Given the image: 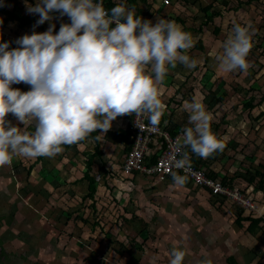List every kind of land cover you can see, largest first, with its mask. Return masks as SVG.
I'll use <instances>...</instances> for the list:
<instances>
[{
	"label": "clouds",
	"instance_id": "9594fccd",
	"mask_svg": "<svg viewBox=\"0 0 264 264\" xmlns=\"http://www.w3.org/2000/svg\"><path fill=\"white\" fill-rule=\"evenodd\" d=\"M162 1L165 7L173 5L172 0L169 4ZM224 1L221 7L227 10L230 2L224 4ZM247 1L252 4L259 0ZM106 10L103 0H39L35 6L27 8L29 13L39 16L37 25L50 21L53 12L67 16L71 22L62 24L58 32L55 25H51L43 33L25 34L16 41L19 47L11 50L8 42H0V167L11 165L18 157L53 159L64 151L62 145H77L93 132H99L95 139L101 140L120 116L132 115L136 120L147 118L152 127L162 124L163 81L169 69L178 64L188 69L197 66V61L188 55L189 50H197L194 38L174 21L158 17L153 24L137 17L129 3ZM223 10H220L221 15ZM218 18L223 20L222 16ZM235 18L236 24L228 23L232 34L223 40V51L214 57L223 73L247 72L251 67L248 56L253 47L254 30L251 25L237 24V14ZM181 19L185 22V18ZM20 83L29 85L31 90L23 92L11 87ZM185 109L191 126L182 130V145L176 149L180 158L173 157L172 166L185 173L172 172L176 186L186 184L191 168V155L183 149H190L191 153L206 159L225 148L211 129L209 105L206 110V106L193 97L191 102L185 103ZM9 114L23 125L33 124L35 132H21L7 118ZM125 157L121 163L124 177L143 174L125 175L122 170ZM197 166L207 174L204 165ZM192 185L216 199L208 189ZM249 187L250 194L249 191L243 193L257 204L256 210L231 200L227 204L235 214L239 206L244 216L263 218L257 235L249 233L255 244L244 245L248 253L254 254L247 264H256L264 257V206L257 199L264 186L257 191L255 184ZM225 206L218 210L224 220L229 221ZM170 256V264H183L186 253L174 247ZM259 256L261 259L254 262ZM209 257L207 255L201 264H216Z\"/></svg>",
	"mask_w": 264,
	"mask_h": 264
},
{
	"label": "rangeland",
	"instance_id": "374dc122",
	"mask_svg": "<svg viewBox=\"0 0 264 264\" xmlns=\"http://www.w3.org/2000/svg\"><path fill=\"white\" fill-rule=\"evenodd\" d=\"M31 1L34 2L32 4L33 6L39 2V0H17V2H15L16 4L11 2L12 5H10V8L12 9L14 6H17V11L29 13L27 8ZM153 1L159 4L162 3V0H149L151 5L154 4ZM221 1L222 0H187L186 4L178 5V0H172L173 7H169L168 10L162 11L160 15L163 17L178 16L185 18L187 25L189 27H195L196 29L205 20V15L201 7L212 3V12L220 11L223 10ZM239 1L246 2L247 0H230L228 9L222 11L221 16L223 20L218 18L215 19V21L217 23L222 21L221 23H225V25L228 23L236 24V13L233 11V8L239 4ZM1 2L2 0H0V5ZM139 2L141 3V1ZM247 11V14L244 13V19L250 24L264 26V0L253 1L251 6L247 7ZM0 15H2V13H0ZM51 16L52 19L46 21L42 26L40 25L36 28L34 24L28 27L26 26L25 31L27 35H31L34 32L43 33L47 31L51 25H55V32H58L60 26L65 24L66 20L57 12L51 13ZM35 19H39L37 14H35ZM173 20L176 21L171 18V21ZM34 22H36V20ZM11 26V24H8L5 28L0 27V37H2L0 42H8L10 45L9 50L19 47L16 43L18 39L17 34H19V32L15 29L17 27L11 28ZM206 27L208 29L204 37L210 40L214 25L210 24ZM197 31L198 35H200L199 30ZM260 32H264V27L261 28ZM226 34L225 31L219 33L217 41L220 37L224 40ZM221 45L223 46L222 42ZM188 55L192 59L195 56L202 55L204 57V53L196 52V50H189ZM258 66L259 63L256 64V67ZM222 77L226 79L228 85H236L238 89H236V91L229 90L226 84L225 86L223 85L224 79ZM215 78V82L218 84L215 96L211 101V106L219 101V97L222 96L225 91L226 95L222 96V100H224L222 103H225L228 98L234 100L235 97L244 103L251 95L255 94L256 96H261L264 93V68L255 74L252 70H248L247 72H243V75L240 77L231 73L225 76L215 75ZM191 81H193L194 87L199 81L202 86L203 83L204 86L206 85L204 80H199L198 75L194 78L191 77ZM11 87L23 92L30 91L28 90L29 85L24 83L13 84ZM224 88L226 90H224ZM249 88L253 90H249ZM199 92H202L200 88ZM185 93L187 94V92ZM198 100L201 101V99ZM221 109L220 112H222L223 109H226L225 112L228 111V108ZM215 111L217 112V108ZM237 111L240 114V110ZM7 118L11 120L13 126L18 127L21 132H24L23 129L26 125L23 127V124L19 123L11 114H9ZM244 124L243 121V125ZM250 125L253 129L247 127L244 130L251 132V139H246L247 135L245 133L243 141H245V143L247 141H254L255 137L259 134L263 142L260 145H256L257 147L253 145L250 154L244 156L243 163H241V167L243 168H247L252 162L260 163V161H264L261 155L258 156L261 151H264V133L261 131L264 129V114L256 120V123L254 122ZM240 126L242 125L240 124ZM254 128L257 129V132ZM34 130L35 126L31 124L25 131L33 133ZM236 142L240 143L241 140H236ZM253 152L256 153L255 156ZM47 159V157L31 159L18 157L13 159L11 165L0 167V217L4 220V222L0 223V240L5 247L4 249L10 252L9 257L3 259L4 264H103V262L104 264H124V262L127 261L126 259H119L117 261L111 259L115 250H125V247L120 244L122 242L118 239L122 238L125 240L126 234L136 237L137 231H140L144 226L150 231L153 248H157L158 251H165V254L162 257L158 256L157 258L148 259V261L141 264H170V253L174 247L185 251L186 256L183 264H201L203 259L200 261L201 257L198 256V253L204 254V259L207 255L208 257L210 256L209 258H212V262H216V264H225V258L232 254H235L237 260L241 264H247L254 257L252 252L248 253L244 248V245L249 247V244L253 243L250 234L243 231V237H241L239 232L233 230L230 221H225L220 211H218V206H213L214 198L209 197L212 202H210V205L201 202L199 206H195V203L191 204L190 202L186 203L182 200L178 201L176 206L184 207L183 212L187 214V218L185 219L179 217L180 227L178 230L183 234L179 235V233V236L177 235L175 239L167 237V240H170L167 242L166 239L161 236L159 228L154 226V221L151 220V217H154L156 214L152 212L148 215H145L144 212H142V215L138 214V205L130 201L128 199L129 196L126 197L125 195V193H130L128 190H123L121 188L123 191L120 190L117 197H122V200L116 202V204L114 203V198H111V196H116L118 188H115L113 192L111 191L109 195L108 192L104 193V191H102L103 196L97 194V200L101 196L100 201H103L101 204L105 208L100 210L101 205L97 204L98 208L96 210L94 208L96 203H93V201L88 198L84 199V196H82L85 194L83 193L85 187H79L78 183L76 185H71V183L66 180L71 177V172L65 169L63 173H59L57 170L50 169L47 165L55 167V164H58L56 161L57 159H51L55 164H50L51 162L49 160L46 161ZM30 167L32 168L29 172L28 169ZM244 172L245 171H243V173ZM56 176L57 180L54 181L53 177ZM95 177L98 180L100 179L96 174ZM58 180L64 181V183L61 184L63 187H61V185L55 186ZM118 180L120 179H115V182L119 183ZM121 180L125 183L128 182L126 179ZM47 182L52 185L51 188L44 185ZM189 186L192 187V183H189ZM134 190L135 188L133 191ZM137 191L138 192H135V199L141 201L139 202L141 204L139 208L146 209L144 198L146 193L138 189ZM157 193L159 194V192ZM76 195H78V197ZM171 197L172 196L168 199L171 200L172 205L173 202L175 203V200ZM71 199L75 204L70 202ZM54 200H56L58 204H55L53 202ZM160 204L166 208L165 203L161 202ZM224 205H226L227 212L232 211L229 204L224 203ZM168 206H170V204ZM238 208L237 206L235 211H237ZM63 209H67L70 215L63 213ZM149 209L152 211V207H149ZM153 209H155V207ZM146 211L148 212V210ZM133 214L136 216L131 218ZM125 216L131 218L132 227L124 224L122 217ZM228 216L230 217V215ZM115 220H118L120 225L115 224ZM182 224L185 226L183 227ZM63 229H71V233H69L71 237L67 238H71L70 241L72 242H60L62 238L59 237L58 234L59 231ZM106 231L110 233V235H104ZM147 233V231L144 232L145 235ZM110 238L114 242H112ZM75 243H77V246H74ZM254 244L255 243H253V245ZM71 245H73L75 249L71 247ZM134 250H137V248H134ZM232 250L235 252H232ZM150 255V257H152L154 253L152 252ZM71 257H75L78 261L70 263ZM260 259L261 256L256 257L254 258V262Z\"/></svg>",
	"mask_w": 264,
	"mask_h": 264
},
{
	"label": "crops",
	"instance_id": "0c3cea01",
	"mask_svg": "<svg viewBox=\"0 0 264 264\" xmlns=\"http://www.w3.org/2000/svg\"><path fill=\"white\" fill-rule=\"evenodd\" d=\"M139 1H141L142 4ZM186 1L187 0H179L177 4L184 5L186 4ZM11 2H9L10 5H12ZM33 3L34 2L31 1L30 5L33 6L32 5ZM136 3L138 5L137 8L134 6H131L130 4H129V8H135L137 17H142L145 20H150L152 21L153 24L157 22L158 17L164 18L166 20H171V18L175 19L176 21L174 20L173 21L176 24L181 26V28L184 31L192 34L194 38V42H196L194 43V46L197 49L196 52L204 53V57L201 55V56H195L193 58L197 61V66L193 69H188L180 64H178L177 67L174 69H171V68L169 69L168 74L166 75L165 80L163 81V85H162L163 92L161 95V100L165 104V112L161 119L162 125L165 128L176 126L177 130H183L186 126H191L188 124L189 113L185 109V103L191 102L193 97L197 99H201V102L206 106V110H207V106L209 105L210 111L209 110L207 111H209L210 113H213L212 121H211L212 131L225 144L224 150L220 151L221 153H223L222 155H219L215 158V156L218 153L217 152L212 157H209L207 159L208 166H210L211 169L218 172L217 175L220 177L226 176L228 178H232L233 176L238 175L239 176L238 178L243 180V178H241L243 177V174L245 175V173H243L244 171L243 167H241V163H243L242 162L243 153L241 151L237 152L236 150L240 149L241 146L243 145L244 134L246 133L247 135L246 139H249L250 134H251L250 131L244 130L249 126L247 124L248 120L243 117L242 115L243 113L241 112L243 101L235 97L234 100H231V98H228L225 103H222L224 101L222 100V96L226 95V91H225L223 92V95L219 97V101L211 106V101L213 100L215 96V93L217 91L216 88L218 84L217 82H215L216 81L215 75L225 76L226 74L232 73V72L223 73L222 71H220L218 69L217 62L214 59L215 55L222 52L223 46L221 45V42L223 44V41H222L223 38L220 37L218 41L212 38H210L212 40L205 39L204 35L207 30V27H205L203 29L205 33L203 34V37H202L204 39V43H202V47H199L197 43L199 39L198 37L199 35L197 31L199 29V26L196 29L195 27H189L187 25V22H182L183 20L181 19V17H178V16L177 17L161 16L160 13L162 11L169 9V7L163 6L162 3L153 4L152 6H154L155 9L150 6L151 3L149 2V0L148 2L146 0H136ZM170 7H173V5H171ZM25 14L31 15V13H25ZM54 16H57V15H54ZM63 17L66 20L65 24L70 23V20L67 19L68 18L67 16H63ZM35 20L37 22V19ZM34 21L30 25L34 24L35 28L37 26H40V25H37V23ZM146 71H148V69H146ZM197 75L199 76V80L200 79L202 81L204 80L205 84L208 87L206 85L205 87L204 83L202 86L200 84V81L194 87L193 81H191V77L194 78V77H197ZM242 75H243V72L240 73L238 77ZM222 78L224 79V77ZM226 82H227L226 79H224L223 85L225 86L226 84L229 90L236 91V89H238L236 85L231 86V85H228ZM199 88L201 89L202 92H199ZM224 90L226 89L224 88ZM185 92H187V94ZM215 107L217 108V112L213 111L216 109ZM221 108H228V111L225 112L226 109H223V111L220 112L222 110ZM237 110H240V114ZM132 118H133L132 115H124V116L118 117L116 120L112 122L111 129L105 134V137L101 138V140L95 139V137L99 135V132H93L91 133L88 139L81 141L77 145L68 146V148H66L65 145H62L64 151L61 154H58L54 158V159H57L56 161L58 164L56 165L55 163H53V161H51V159L48 158L46 161L49 160L51 163L50 162L48 163L55 164V167L50 166V165H47V166L50 169L57 170L59 173H63L65 169L71 172V177L66 180L70 182L71 185H76L78 183L79 187L84 186L85 191L83 193L85 194L82 196H85L88 193V181H86L87 179L83 178V175L87 170L84 163H86V160L88 158L90 157L92 158L95 155L94 153H97L96 151H98V146H99L102 149L103 157H105L106 160L101 161L100 157H95L94 158L95 163L92 166V171H93L92 174L93 175L96 174L98 178L100 177V179L97 180L98 194L103 195L102 191H104V193L108 192V195H109L111 191L113 192L115 188H118V191L115 197L117 199L122 200V197L121 198L117 197L121 188L123 190H128L130 193L128 194L125 193V195L126 197L129 196L128 199H130V201H133L138 205V209H139L138 214L142 215V212H144L145 215L150 214V212L156 214L154 217H151V220L154 221V226L159 228L161 236L164 239H166L167 242H169L170 240H167V237H170L171 239H175L179 233H180L179 235L183 234L181 233L180 230H178L180 227L179 217H181L182 219L187 218V214L183 212L184 207L176 206V203L178 201L182 200L186 203L188 202H190L191 204L195 203V206H199L201 202L208 203L209 205L212 202L206 191H203L194 185L190 187L189 186L190 182L188 180L185 185L176 186L173 180L167 179L166 181H164V180L158 179V177L156 176L136 174L134 175V177L126 178L122 175L120 163H122L123 158L125 157V153L128 149V138L126 141L124 139V135L126 138V134L128 132L127 128H128L130 121H132ZM243 121L245 123L244 125H243ZM240 124L242 126H240ZM261 131L264 133V129H262ZM236 140H241V142L237 143ZM262 142H263V139L261 140V142L257 143L256 145H260ZM155 147H157V143L152 144V148H155ZM259 155H261L262 158H264V151H261L258 154V156ZM222 157H223V160L221 162L220 160ZM103 162L105 164V169H106L105 175L100 170L101 167L103 166ZM246 175L248 178L250 177L249 173H246ZM115 179H120V180L126 179L128 180V182L125 183V182H122V180L121 181L118 180L119 183H116ZM53 180L54 181L57 180V176L53 177ZM63 183L64 181L58 180L57 183L56 184L54 183V184L55 186H59ZM44 185H47L50 188L52 186L49 182L45 183ZM61 187L63 186L61 185ZM134 188L135 190L133 191ZM137 189L141 190V192L146 193L144 196L146 209L139 208V206L141 205L139 202L141 201H138L137 199H135V195H136L135 192H138ZM157 192H159V194ZM174 194H177V195H174ZM76 196L78 197V195ZM170 196H172L171 198L175 200V203L173 202L172 205H171V200L168 199L170 198ZM111 198H114V197L111 196ZM257 199L264 206V191L259 192V194L257 195ZM53 202L55 204L56 203L58 204L56 200H54ZM70 202L75 204L72 201V199ZM161 202L165 203L166 208H164V206L160 204ZM114 203L116 204V202ZM169 204L171 207L168 206ZM149 207H152V211H150ZM154 207L155 209H153ZM146 210H148V212ZM221 215L223 214L221 213ZM182 225L183 227L185 226L184 224ZM69 232H71V229H63L59 231L58 236L61 237V234L64 235ZM63 241H64L63 239H60V242H63ZM198 256L201 257L200 261L202 259L204 260V254L198 253Z\"/></svg>",
	"mask_w": 264,
	"mask_h": 264
},
{
	"label": "trees",
	"instance_id": "16d2710c",
	"mask_svg": "<svg viewBox=\"0 0 264 264\" xmlns=\"http://www.w3.org/2000/svg\"><path fill=\"white\" fill-rule=\"evenodd\" d=\"M14 1V0H3L1 2L0 5V13H2V15H0V27L1 28H5L8 24H11V28L17 27L15 28L19 34L18 38L22 37L23 35L27 34V32L25 31L26 26L30 25L34 20H35V15L31 14V15H26L25 13H22L21 11H17V6H14L12 9L10 8L11 6H9V2ZM229 1H224V4H227ZM128 3L131 6L134 7H138L136 0H103V6L105 9H107V11H110L111 8H113L114 6L117 5H128ZM251 3H249V1H239V4L234 8L235 13L237 14V19H238V23L241 26H247V25H251L252 30H254V34L252 37V42H253V47L251 49V52L248 56V60L251 64V67L249 68V70H252L253 73H258L262 68H264V32H260L261 28L264 26H260L257 24H250L246 19H244V13L247 14V7L248 5H250ZM229 5V4H227ZM226 6V5H225ZM213 9V4H209L206 5L204 7H201V10L204 12L205 15V20L203 21L202 26L199 27V39L197 41L198 46L202 47V43H204V39L203 34L204 32V28L207 25L213 24L214 25V30H212L211 32V38L212 39H216L219 36V33L222 32H226V36L225 39H227L229 37L230 34H232V29H228V24L225 25V23H217L215 21V19H217L218 17L221 16V11H214L212 12ZM184 22V20H183ZM18 23V24H16ZM114 26V25H113ZM208 29V28H207ZM210 39V40H212ZM220 39V38H219ZM259 63V66L256 67V64ZM240 71H236L233 72V74H236L237 76L240 74ZM28 90H31L30 86L28 88ZM249 90H253L252 88H249ZM263 103H264V93L261 96H256L255 94L251 95L247 100L244 101L242 108H241V112L243 113V117L246 118L247 124L250 128H252V126L250 124L252 123H256V120L262 116L264 114V108H263ZM31 124V123H29ZM29 124H27L26 126L23 125L24 127V131L29 127ZM131 126V122L128 125L127 131L130 132L129 127ZM167 129H169L171 132L176 133L177 132V127L176 126H171L168 127ZM253 129V128H252ZM257 132V129L254 128ZM35 132V131H34ZM127 134H126V138L124 135V139L127 141ZM261 136L258 134L254 141H247L245 143V141H243V145L241 146L240 149L236 150L237 152H242L243 154V158L246 154H250V150L253 149V145L261 142ZM158 140L155 139L154 142H152L151 148H152V144L157 143L158 146ZM76 145V144H74ZM74 145H70V146H74ZM69 145H65L66 148H68ZM228 146V144H227ZM242 149V150H241ZM186 151L189 152V154L191 155V161L195 162L196 165H203L206 167L207 169V175L220 180L221 182H223L224 184H230V185H237L240 187V189L244 192L247 193L249 191V186L250 184H255V190H260L261 186H264V162L260 161V163H250L248 165L247 168H243L245 171V175H243V180L238 178V175L233 176L232 178H228L226 176L224 177H220L217 175L218 172H216L215 170L211 169L210 166H208V161L206 159H202L198 156H196L195 154L191 153L190 149H186ZM97 153H94L95 155L91 158H88L86 160V163H84L85 167L87 168L86 172L83 175L84 179H87L86 181H88V193L84 196V199L88 198L90 200L93 201V203H96V206L94 207L96 210L98 208L97 204H100V210H103V208H105L100 201L101 200V195L98 200H97V194H98V186H97V178L95 177V175L92 174V166L94 165V161H95V157H100L101 161H105V157H103V152L102 149L98 146V151H96ZM223 153L218 152L217 155L215 156V158L219 155H222ZM236 155V153H235ZM253 155L255 156L256 153L253 152ZM212 157V156H211ZM224 157V156H223ZM223 157L221 158V162L223 160ZM156 156L153 155L152 157V161H156ZM246 165V164H245ZM32 167H30L28 169V171L30 172ZM103 174L105 175L106 173V169H105V164L103 162V166L100 169ZM224 170V168H223ZM246 173L250 174V177L248 178ZM181 175H184L183 173H180ZM169 180H173L172 175L171 176H167L166 177ZM258 183V185L256 184ZM261 185V186H260ZM250 194V191H249ZM253 195V194H252ZM255 198V197H254ZM115 202H120V199H117L116 197H114ZM130 200V199H129ZM231 203V201L227 200V199H223L220 197H216V199L214 200V205L218 206V209L220 208L221 210V206L224 205V203ZM94 206V205H92ZM239 207V206H238ZM63 213H66L67 215H70L68 210H62ZM62 213V214H63ZM230 214L229 217V221L231 223V225L234 227L235 230H237L241 237H243V231H246L252 235H257L258 231L260 229H262V221L263 218H253L250 216H244L243 215V211L242 208H238L236 211V214L234 216V213L232 211L226 212V215ZM136 215L133 214V217H135ZM234 216V217H233ZM124 224H127L128 226L130 225L132 227V221L131 218L128 217H122ZM4 222V220L0 217V223ZM154 223V222H153ZM115 224H119L118 220H115ZM123 224V225H124ZM1 230V228H0ZM148 232L146 235L144 234V232ZM71 233V232H69ZM69 233L62 235L61 234V238L66 242H72L70 241L71 238H67V237H71L69 235ZM83 234V233H82ZM81 234V236H82ZM87 234V233H86ZM110 235V233H108L106 231V233L104 235ZM126 234V233H125ZM152 234V231H151ZM125 240L118 239L120 240L122 243V246L125 247L124 251H120V250H115L114 255L112 256V260L117 261L119 259H126L127 261L124 262V264H141L145 261H148V259H153V258H157L158 256H164L165 251H158L157 248H153L152 246V237L150 235V231L148 230L147 227H143L140 231H137L136 237L134 235H130V234H126L125 235ZM74 239V236H73ZM111 239V238H110ZM109 240V239H108ZM112 240V239H111ZM110 241V240H109ZM80 242V241H79ZM112 242H114L112 240ZM78 243V242H77ZM77 243L74 244V246H77ZM71 244V243H69ZM81 244V243H80ZM73 245H71V247H73L75 249ZM5 247L3 246L2 241L0 240V264H4L3 263V259L4 258H8L10 252L6 251L4 249ZM134 248H137V250H134ZM154 253V255L152 257H150L151 253ZM264 255H262L263 257ZM227 264H239V262L237 261V259L235 258V256H228L227 257ZM78 260L75 259V257H71L70 258V263H75ZM104 264V262H103ZM256 264H264V257Z\"/></svg>",
	"mask_w": 264,
	"mask_h": 264
},
{
	"label": "built area",
	"instance_id": "2783aa9c",
	"mask_svg": "<svg viewBox=\"0 0 264 264\" xmlns=\"http://www.w3.org/2000/svg\"><path fill=\"white\" fill-rule=\"evenodd\" d=\"M98 2V1H97ZM169 4V0H165ZM107 11V10H106ZM128 132V146L122 170L125 175L134 173H143L156 176L160 180H165L171 176L172 172L185 174L182 170L175 169L172 166L173 157L176 155V149L182 145V130L176 133L165 128L161 122L157 127H152L147 118L136 120L132 119ZM180 138V139H178ZM157 139L158 146L151 148V143ZM186 151V149H183ZM153 155L156 161H152ZM188 180L193 184L206 188L209 192L224 200H231L249 210H256L257 204L243 193L237 185H227L221 181L207 176L206 171L191 161V168L187 173Z\"/></svg>",
	"mask_w": 264,
	"mask_h": 264
}]
</instances>
